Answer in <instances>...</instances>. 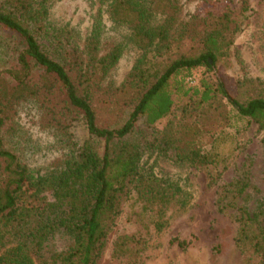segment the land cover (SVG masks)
<instances>
[{
  "label": "trees",
  "instance_id": "trees-1",
  "mask_svg": "<svg viewBox=\"0 0 264 264\" xmlns=\"http://www.w3.org/2000/svg\"><path fill=\"white\" fill-rule=\"evenodd\" d=\"M178 2L112 0L109 13L130 27L137 47L160 51L173 40ZM50 9V0H0V264H99L127 199L135 200L129 220L138 230L119 235L112 256L138 264L145 237L153 236L151 214L157 217L171 198L185 193L159 175L154 163L180 157L173 141L162 143L155 131L172 114L174 98H188L193 111L223 98L239 117L264 129V81L243 83L257 91L245 102L220 78L192 85L194 73L212 72L231 44L228 18L217 16L198 54L181 55L149 84L143 70L134 68L119 87L104 86L120 52L102 55L95 37L83 52L72 32L51 20ZM154 18L161 24L154 25ZM120 92L132 95L118 107L127 120L110 124L102 118L103 107L108 106L104 113H117L109 97ZM22 115L52 139L49 148L58 159L49 166L34 162L42 151L20 123ZM76 121L85 123L83 142L73 132ZM191 159L202 163L203 157ZM252 176L249 169L246 178L227 184L217 205L236 225L234 240L246 264H264V198L249 193ZM171 243L190 244L177 238Z\"/></svg>",
  "mask_w": 264,
  "mask_h": 264
},
{
  "label": "rangeland",
  "instance_id": "rangeland-1",
  "mask_svg": "<svg viewBox=\"0 0 264 264\" xmlns=\"http://www.w3.org/2000/svg\"><path fill=\"white\" fill-rule=\"evenodd\" d=\"M225 1L180 0L181 12L173 40L170 47L160 51L154 47L141 49L135 45L130 27L110 17L112 0H50V16L55 24L67 27L72 32L83 52L93 37L98 39L102 55L113 50L120 52L117 64L103 83L114 88L123 84L134 68L143 70L149 84L181 55L198 54L204 49L203 39L217 24V16L228 18L226 36L230 38V46L223 47L212 72L206 75V71L200 69L194 73L196 78L192 85L200 80L217 83L220 78L234 96L245 102L257 91L252 85L243 83L250 79L264 81V0ZM212 3H217V7L212 8ZM216 10L222 11L210 16L209 13ZM161 22L154 18L152 23L159 25ZM131 96L130 92H120L109 97L111 107L122 106ZM174 100L172 114L159 122L155 131L162 143L168 138L173 141L174 150L180 157H161L154 163L159 175L173 180L183 187L185 193L171 198L157 217L151 214L153 236L145 237L137 262L246 264V258L234 240L236 225L228 214L219 211L217 201L225 186L237 181L236 178H246L249 169L253 170L254 182L249 193L256 198H264V129L239 117L223 98L204 105L201 111H193L186 97L176 96ZM104 107L108 108L105 104ZM120 110L118 108L117 113L103 112V120L110 124L125 122L127 116ZM20 123L42 151L33 158L34 162L49 166L56 161L58 154L49 148L52 139L37 128L30 127L25 115L20 117ZM73 132L76 139L83 142L86 138L84 121H76ZM193 154L202 156V163L191 159ZM204 160H208V165L203 163ZM133 204L134 199H127L124 203L122 214L109 233L107 248L99 264H127L114 260L112 252L119 235L134 234L138 230V226L129 220ZM176 238L190 244L187 248H181L177 243H171ZM134 258L137 257H133L132 261Z\"/></svg>",
  "mask_w": 264,
  "mask_h": 264
}]
</instances>
